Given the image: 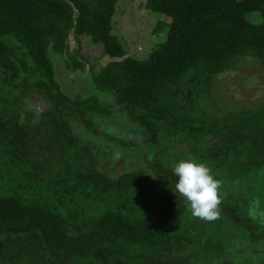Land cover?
<instances>
[{
    "label": "trees",
    "instance_id": "1",
    "mask_svg": "<svg viewBox=\"0 0 264 264\" xmlns=\"http://www.w3.org/2000/svg\"><path fill=\"white\" fill-rule=\"evenodd\" d=\"M117 2L0 0V264H197L224 254L231 264H264L252 261L264 253V101L214 116L198 114L195 101L212 90L201 80L244 57L264 69V0H145L171 17L145 59L113 32ZM71 34L112 57L92 79L113 105L62 90L51 51L86 68ZM35 95L39 112L29 109ZM115 106L151 153L110 135L86 139L116 140L114 159L130 154L112 176L86 162L90 147L73 124L100 136L94 116ZM48 151L60 155L56 169ZM190 157L221 181L214 221L195 218L174 190L173 166Z\"/></svg>",
    "mask_w": 264,
    "mask_h": 264
},
{
    "label": "rangeland",
    "instance_id": "2",
    "mask_svg": "<svg viewBox=\"0 0 264 264\" xmlns=\"http://www.w3.org/2000/svg\"><path fill=\"white\" fill-rule=\"evenodd\" d=\"M143 1L145 0H118L113 20V32L120 38L127 53L141 59L149 58L153 49L167 38V23L171 22V17L149 10L144 6ZM159 26L161 28L155 32L154 30ZM69 47L72 53L80 49L86 61V68L73 70L67 67L63 54L51 51L50 56L56 79L62 90L72 97L97 95L105 104L113 105L114 95L98 89L92 79V70H99L112 59L104 52L103 45L93 43L85 35L78 37L71 34ZM204 76L205 74L201 77ZM209 82L201 80L203 87L208 89L210 87V90H212L209 93H200L196 98V111L198 114L205 111L208 115H220L243 106L253 108L264 101V69L257 59L244 57L234 71L232 69L219 74L216 79ZM32 104L34 106L29 107L32 111L39 112L43 108V101L37 95L32 98ZM113 109V115L94 116V127L99 131L100 136L93 135L83 123L74 122V131L84 140L90 138L101 140V134L106 135V137L110 135L111 138L116 140L130 142V147L139 152L144 150L148 151L147 154L151 153V149L145 145L144 139L141 140V136L137 132L138 130L141 131L140 127L131 122L120 107L115 106ZM48 139L45 137L41 140L47 141ZM116 140L108 139L104 146L103 144L93 146L92 144L95 141L86 140L84 144L93 149L88 148L89 154L86 156V162L89 164L94 162L96 167L112 176H116L125 169L126 158L131 157L130 154L123 155L118 152L115 154L116 158L114 159L112 148L117 142ZM42 156L52 163L54 169L62 163L58 152L48 151ZM263 258L264 253H260L259 258L252 261L258 262ZM231 261L232 258L224 254L221 259L214 258L213 260H207L205 263L197 264H231Z\"/></svg>",
    "mask_w": 264,
    "mask_h": 264
},
{
    "label": "clouds",
    "instance_id": "3",
    "mask_svg": "<svg viewBox=\"0 0 264 264\" xmlns=\"http://www.w3.org/2000/svg\"><path fill=\"white\" fill-rule=\"evenodd\" d=\"M173 173L178 178L174 190L186 199L192 215L206 221L217 219L222 185L213 177L212 170L205 163L190 157L176 163Z\"/></svg>",
    "mask_w": 264,
    "mask_h": 264
}]
</instances>
